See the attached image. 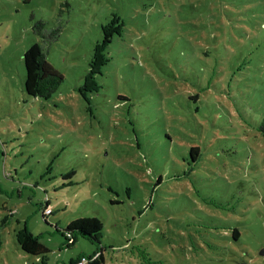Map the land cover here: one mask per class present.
Masks as SVG:
<instances>
[{
    "label": "rangeland",
    "instance_id": "obj_1",
    "mask_svg": "<svg viewBox=\"0 0 264 264\" xmlns=\"http://www.w3.org/2000/svg\"><path fill=\"white\" fill-rule=\"evenodd\" d=\"M35 41L64 76L47 99L23 89ZM263 121L264 0H0V264L92 254L57 230L82 216L105 264H264Z\"/></svg>",
    "mask_w": 264,
    "mask_h": 264
},
{
    "label": "trees",
    "instance_id": "obj_2",
    "mask_svg": "<svg viewBox=\"0 0 264 264\" xmlns=\"http://www.w3.org/2000/svg\"><path fill=\"white\" fill-rule=\"evenodd\" d=\"M112 20L114 21L112 22ZM123 26L124 21L121 19V17L118 14H112L108 23L102 25V36L98 42V46H96V49L94 48L93 50L95 52L93 54L92 60L90 61H93L97 51L101 50V52L103 51L102 55H105L106 49L108 48L113 37L121 35ZM43 30L44 26L42 21H38L33 25V32L38 35L41 40L45 39L46 37ZM57 34L58 31H53L47 35V38L53 37ZM106 58V62H109L110 57L107 56ZM90 61L89 66L91 65ZM23 64L25 70L23 89L28 96L47 99L58 89L61 82L63 81V74L46 59L43 51V45L40 42L35 41L31 43L24 51ZM260 129L264 132V121L260 124ZM200 156V147L190 146L187 157H183L189 167V172L193 170L192 166L195 165ZM73 174L74 170H71L65 174L63 179H70ZM159 180L160 177L158 181ZM44 199L45 201L42 210L43 217H45V209L50 208V199L47 194H45ZM102 226V222L98 217L82 216L71 220L61 230L57 229L65 238L67 246L73 245L79 238H83L96 246V249L92 254L80 253L70 264H75L76 259H78L81 255H85L88 258L86 264H105L104 246L101 243ZM231 234L232 238L237 240L239 238V229H232ZM24 236V240H18V245L24 252L32 255H41L49 251L48 247L43 242L38 240V237H33L29 233H25Z\"/></svg>",
    "mask_w": 264,
    "mask_h": 264
},
{
    "label": "built area",
    "instance_id": "obj_3",
    "mask_svg": "<svg viewBox=\"0 0 264 264\" xmlns=\"http://www.w3.org/2000/svg\"><path fill=\"white\" fill-rule=\"evenodd\" d=\"M51 209L47 208L45 209V213H50ZM88 261V258L85 255H81L78 259H76L75 264H86Z\"/></svg>",
    "mask_w": 264,
    "mask_h": 264
},
{
    "label": "water",
    "instance_id": "obj_4",
    "mask_svg": "<svg viewBox=\"0 0 264 264\" xmlns=\"http://www.w3.org/2000/svg\"><path fill=\"white\" fill-rule=\"evenodd\" d=\"M263 252H264V250L262 249V250H261V253H263Z\"/></svg>",
    "mask_w": 264,
    "mask_h": 264
}]
</instances>
